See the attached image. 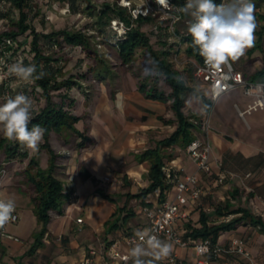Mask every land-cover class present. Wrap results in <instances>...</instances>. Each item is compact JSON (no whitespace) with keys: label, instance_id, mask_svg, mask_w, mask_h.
<instances>
[{"label":"crops","instance_id":"0c3cea01","mask_svg":"<svg viewBox=\"0 0 264 264\" xmlns=\"http://www.w3.org/2000/svg\"><path fill=\"white\" fill-rule=\"evenodd\" d=\"M116 82L114 85L106 83L110 94L99 108L97 99L103 98L101 90L94 98L90 91L86 95L81 92L71 95L72 93L68 92H71V89L66 87L54 91L67 94L56 97V100L80 117L74 125L75 131L64 130L60 134L53 132L51 135V144L59 154L58 177L63 181L67 198L61 213L51 211L48 230L42 239L43 244L35 252L29 253L34 242V229L28 232L26 243L0 235V256H3L0 263L7 261L11 264H82L85 256L91 250H96L97 254L90 264H132L131 259L126 263L112 259L109 253L115 243L121 252L129 253L125 237L136 233L137 230H143L146 224L140 206L145 202L152 205L162 201L160 188L144 193L151 184V161L142 155L147 149L156 147L158 140L173 134L178 127V121H172L175 115L174 111L172 113L169 109L171 100L154 98L156 84L140 82L134 77ZM24 87L16 91L27 95ZM28 88L32 93L34 111L37 112L46 104V100L38 90L32 92L33 88ZM159 90L161 92L162 89ZM35 97L40 98L37 100ZM0 99L3 103L4 100L1 97ZM86 101H89V105L84 107L82 104ZM251 102V98H245L240 104L235 103V112L238 111L239 117L240 107L241 111H244ZM77 103L82 105L81 112L76 108ZM84 109L88 110L86 117ZM96 115L102 118L101 122ZM248 115L249 120L245 124L238 123L234 114L232 116L235 120L224 114L217 117L218 124L212 126L213 130L208 134L212 166L209 174L197 171L187 148L172 145L166 149L172 158L166 159L165 163L173 161L180 174L197 172L202 181L201 197L190 198L186 206L189 217L180 220L184 235L189 231L190 224L194 227L201 226V212L209 215V224H219L241 214L230 212L243 207L241 204H235L242 185L252 190L264 210V166L252 169L251 165L245 163V159L264 155V125L254 112ZM80 143L84 144L80 146ZM63 150H69L71 154L61 156ZM9 161L12 164L14 159ZM220 176H224L227 181L225 184L218 183ZM24 180L26 181L25 178ZM2 190L0 197L13 199L18 212L21 211L38 226L32 194H28L22 186L13 187L14 191ZM174 193V186L171 184L164 199L171 200ZM261 215L264 217V211ZM78 218H83V222L79 223ZM239 236L248 239V247L255 264H262L264 250H260L264 248V233L257 227L251 224L240 225L234 230L222 233L218 242L229 243L232 238ZM167 242L172 245V252L180 255L182 264H193L195 254L192 247L180 249L170 241ZM242 260L247 264L248 261L243 257L224 255L221 262L242 264ZM162 261H157L156 264Z\"/></svg>","mask_w":264,"mask_h":264},{"label":"rangeland","instance_id":"374dc122","mask_svg":"<svg viewBox=\"0 0 264 264\" xmlns=\"http://www.w3.org/2000/svg\"><path fill=\"white\" fill-rule=\"evenodd\" d=\"M28 1L30 7L27 9L29 14L27 24L30 25V27H33L37 32L43 34H48L52 33L53 31H60L63 29L86 33L89 36L92 51L99 53L97 59L95 58L94 54L88 53L81 46L72 47L65 43L62 45L58 44L54 50L48 53L49 55L53 54L54 56L61 58V74H59L60 76L58 79L60 81L63 79H72L74 81L71 92L68 91L69 94L72 93L71 95H76L78 92H81L85 93L86 95L90 91V94L94 98L98 94V91L101 90L103 98L102 100L99 99L100 101L97 99V106L99 108L102 107V104L107 101L109 97L110 88L107 85L108 83L110 84L113 81L111 85H114L117 83L116 80L127 81L129 77H134L140 82L150 83L151 85L158 84V89H162L161 92L165 93L166 95H170V87L167 84L165 77L159 73V69L156 67L150 52L147 49H138L132 62L127 65L122 63V60L119 56L120 46L117 45L119 44L120 40L128 37V34L131 30L138 26L137 20L140 16L143 18L151 16L155 19L153 21H146L141 24V29L150 35L154 48L160 50L162 47H167L170 48L171 51H174V54L172 56L170 55L169 57L171 62L174 64V68L182 73V77L189 84L195 85L200 89V91L202 90L201 82L196 79L192 73V57L189 56L185 51L186 44L182 40L180 42L175 39V36L168 37L167 43L165 42L166 44H164L163 41L165 40L162 39V41H158L159 37L154 36V32H156L158 26H161L162 29H165L167 26L170 27V25H173V23V28L170 27L168 30L170 34L173 35L175 25H177L176 23H180L182 31L181 33L188 32V20L182 18L179 21L174 22L172 16L170 17L167 15L168 12L165 9L156 8L154 5L156 0H90L88 3L86 0H78V4H80V11L77 12H74L71 9L68 0ZM252 2L255 4V11H257V14L264 15V2L259 0H252ZM89 4L92 5V7H88ZM111 8L114 12L109 11L110 15L112 16L111 20L107 21V19L104 18L106 22V26L104 28H101L99 25H97L96 18L92 17L89 13L91 9L99 14L102 10H111ZM141 9L144 11L143 14L140 13ZM10 13L11 12H9V17H11V19H14L15 21L19 20V10H14L12 14ZM121 13L132 15V20L136 21H132L130 25H128V23L120 17L119 14ZM145 13H147L146 16H144ZM139 14L140 16L135 19L136 15ZM9 28L10 26L8 22H3L0 26V33L7 31ZM262 29L263 39L261 41V46H258L260 40V31ZM24 36L21 38H24ZM254 37V46L247 49L245 54L238 61L232 63L236 69L241 70L244 73L246 78L250 80L264 81V76L259 77L256 75L259 70L264 68V20L260 17L257 20V28L255 30ZM30 48L31 47L29 44H24L20 49H26L25 52H27V50H30ZM100 73L103 74L102 76H104V78L99 77ZM54 93L55 99L56 97L63 95L62 92H60V94H58L59 92ZM203 93L206 97H209L206 92ZM92 97L90 98L93 100ZM245 98L247 99L251 97L245 94L244 88H236L228 93L223 94L216 101H212V107L207 113L205 111L203 102L196 97L190 96L185 106V113L190 117V121L198 126L194 128V134L197 136V138L206 141L209 140V131L213 130L211 129L212 126L218 124L216 119L218 116H220V114L229 115L231 116L232 120L236 119V121H239L238 123H248L249 113L245 114V116L241 115L239 117L238 111L235 112V103L237 102L240 104V102H242ZM69 99H73V97H69ZM0 103H2L1 99ZM76 105V108H79L81 112L82 105L84 107L88 106L89 101H86V103H83L82 105H79L78 103ZM171 105L172 103L169 102L170 110H172ZM248 107L249 105L247 106V109ZM96 108L97 107L95 105V111L97 110ZM239 110H242V108L240 107ZM83 111L86 117L88 110L84 109ZM252 112L258 116V119L264 125V107ZM233 114L236 115L235 119L232 116ZM96 118L101 122L102 118H100L99 115H96ZM243 118L247 121H245ZM172 121L177 122L176 115L175 119H172ZM205 124L208 127H206ZM3 138V133L0 132V140ZM165 152L169 153V150H165ZM60 154L61 156H69L71 152L69 150H63ZM32 155L39 160L43 167L48 165L49 155L47 151L41 149L40 146L38 151H30L28 157L12 158L14 159L12 164L10 163L11 161L6 158L4 150L0 148V190L4 189L7 191H14L13 187L22 186L23 189L28 192V194H32L30 183H27V181L24 180V178L26 179V176L24 175V167L27 165L28 159ZM57 161H59V158ZM245 175L246 174H244V176ZM246 180L247 178H245V181ZM226 182L227 181H225L223 184ZM255 199L257 198L254 196L252 190L242 185L235 204H241L243 207L250 209V211L256 216L264 218L261 215L262 211H264L261 209V202L259 199ZM18 214L19 221L16 223L7 224L5 226V230L9 233L19 236L21 240L25 242L28 232L33 229L35 232H37L40 229V226H37L36 222L33 224L32 220L26 217L21 211L18 212ZM263 250L264 248H261L260 251ZM1 251L2 247H0V252ZM2 257L3 256H0V259H2ZM241 262L242 264H245L243 260ZM262 262V264H264V260H262Z\"/></svg>","mask_w":264,"mask_h":264},{"label":"trees","instance_id":"16d2710c","mask_svg":"<svg viewBox=\"0 0 264 264\" xmlns=\"http://www.w3.org/2000/svg\"><path fill=\"white\" fill-rule=\"evenodd\" d=\"M68 1L74 12L80 11V4H78V0ZM224 1L225 0H215V3L221 4ZM259 1L264 2V0ZM86 2L88 3L90 0H86ZM1 3H4L5 6L4 10L0 11V15L3 21L7 20L10 28L7 31L0 33V43L6 42L7 39L11 40L10 45H8V49L13 50L14 54L17 53L22 45L29 44L31 47L30 50L25 52L26 49H24L22 52L24 55L22 59L24 64H35L37 66L38 73L40 71L44 72L43 78L37 80L30 86L33 88L32 92L39 88L38 92L46 100V104L37 112H33L34 118L29 127H31L32 124H39L41 127L46 129L40 148L46 150L49 155L48 165L46 167H42L39 160L35 156H32L24 169L26 181L27 183H30V188L33 192L31 197L34 203V213L36 215L38 225L40 226V229L34 233V242L29 249V253H33L43 244L42 239L48 230V225L51 220V211H58L61 213L62 206L67 198L63 181L58 177L57 159L59 158V154L55 151L51 144V135L53 132L60 134L64 130L75 131L74 125L80 120L78 115L74 114L69 109H66L62 103L58 102L54 98V91L60 90L62 87H66V89L70 90L74 85V81L72 79H63L61 81L58 79L60 76L59 74H61V58L56 57L53 54L49 55L48 53L54 50L58 44L62 45L63 43L72 47L81 46L88 53L94 54L95 58L99 56V53L92 51L90 39L86 33L63 29L43 34L37 32L33 27H30V25L27 24L29 19L27 9L30 7L28 0H0V4ZM185 3L186 0H173V13L180 16L181 19L184 18L191 21L193 18L190 15H185L178 10L180 7L184 6ZM88 7H92V5L89 4ZM14 10H19L20 18L17 21L9 17V12L12 14ZM109 11H112V8L111 10L104 9L99 14L91 9L89 13L92 17L96 18L97 25L104 28L106 26L105 19L109 21L112 17ZM122 14L123 13L119 14L120 17L126 21L128 25H130L133 21L131 18L132 15H126L125 13L123 15ZM255 16L256 21L259 17L264 20V15H258L257 11H255ZM153 20L155 19L151 16L144 18L140 16L137 20L138 26L129 32L127 38L120 40L118 46H120L119 56L122 63L126 65L132 62L138 49H147L150 52L153 62L159 69V73L165 77L167 84L171 88L170 95H166L165 93L160 92L157 85H155L153 96L157 99L165 98L166 100L172 101L171 108L176 115L178 127L173 134L169 137L158 140L156 147L147 149L142 155L143 158L151 161V184L144 193L160 188L161 200H165V192L171 187V184L166 182L163 176L162 167L165 164L166 159L172 158V155L166 153L165 150L172 145L187 148L192 141L197 139V136L194 134V128L198 126L190 121V117L185 113L187 100L190 96L201 99L204 106L207 105V108L204 107L207 113L212 107L213 100L210 97H206L203 91H200L198 87L189 84L182 77V73L174 68L173 62L169 59L170 55L172 56L174 54V51H171L170 48L167 47H162L160 50L154 48L150 35L141 29L142 23ZM135 21L136 20H134V22ZM176 24L177 25H175L173 35L168 32V26L165 29L158 26L156 32H154V36L159 37L158 41H162V39L165 40L163 42L166 44L168 37L180 36L182 34L180 23ZM25 34L27 35L24 36ZM22 36H24V38H21ZM181 37L182 41L187 43L185 50L186 53L195 60L202 61L203 57L199 55L198 49L193 47L191 35L187 32L186 35L184 34ZM262 39L263 29L260 31L258 46H261ZM192 73L194 75V70H192ZM102 75L103 74L100 73L99 77L104 78ZM256 75L259 77L264 76V68L259 70ZM3 88L4 86L0 85V97L3 94ZM24 88L27 95L32 97V93L28 90V86H25ZM11 92L12 96H14L17 91L13 92L11 87ZM66 95L67 94H63L62 96ZM39 98L35 97L37 100ZM83 144L84 143H80V146ZM0 148L4 150L5 156L8 159L15 157L23 158L28 157L29 155L28 149L22 147L19 143L9 141L6 138L0 140ZM245 163L251 165L252 169L262 167L264 166V155L260 154L258 156L245 159ZM146 204V202L143 203V205ZM230 213L241 214L235 215L229 220L222 221L219 224H209V215L206 212H201V226L194 227L190 224L189 231L185 236L197 240L210 238L214 243H217L218 238L222 233L234 230L240 225L248 224L257 227L264 233L263 218L255 216L250 209L240 207Z\"/></svg>","mask_w":264,"mask_h":264},{"label":"clouds","instance_id":"9594fccd","mask_svg":"<svg viewBox=\"0 0 264 264\" xmlns=\"http://www.w3.org/2000/svg\"><path fill=\"white\" fill-rule=\"evenodd\" d=\"M167 2L164 0L166 6ZM178 10L193 18L187 31L192 37L193 47L198 49L210 69L230 67V62L238 61L247 49L254 46L257 21L252 0H225L221 4L215 3V0H186ZM43 76L44 72L38 73L35 64L25 65L23 60L18 59L7 65V70L0 74V81L14 78L11 87L16 92L22 86L33 85ZM227 79L224 77V80ZM230 87L221 83L213 98ZM204 107L207 108V105ZM33 111V99L22 91L14 96L5 95L4 102L0 103V132L7 140L35 152L39 150L46 129L39 124L29 127L34 118ZM15 210L13 199H0V229L15 219ZM135 236L136 240L126 257L131 259L132 264H156L172 253V245L161 240L150 228L137 230Z\"/></svg>","mask_w":264,"mask_h":264},{"label":"built area","instance_id":"2783aa9c","mask_svg":"<svg viewBox=\"0 0 264 264\" xmlns=\"http://www.w3.org/2000/svg\"><path fill=\"white\" fill-rule=\"evenodd\" d=\"M154 5L157 9H165L168 12L167 15L170 17L172 16L174 22L181 19L180 16L173 13V0H168L167 6L165 5L164 0H159V2L156 0ZM4 6V3L0 4V11L4 10ZM140 13H144L143 9H141ZM146 15L147 13L144 14V16ZM139 16L140 14L136 15L135 19ZM3 22L4 21L0 15V26ZM173 26L174 23L173 25H170L171 28H173ZM186 33H182L180 36H175V39L181 42V36L184 34L186 35ZM10 43L11 40L9 39H7L6 42L0 43V74L7 70L8 64L17 61L18 59L22 60L24 56L22 53L24 49H19L16 54H14L13 50L8 49V45H10ZM185 44L187 46V43ZM192 63L194 77L201 82L203 92H206V94L213 101H216L220 96L230 92L231 90L244 88L245 94L251 97L252 103L249 104L248 109L244 111L239 110L240 115L245 116L247 113H251L252 111L264 107V81L250 80L246 78L244 73L241 70L236 69L232 62H230V67L222 66L218 70L210 69L207 65H205L204 59L202 61H197L192 58ZM224 77H228V79L224 80ZM13 81L14 79L12 77L0 81V85L4 86L3 94L1 96L3 100L5 95H12L11 85L13 84ZM221 83H226L231 87L221 92L219 96H215V98H213L216 88ZM36 90H39V88ZM206 127L208 126L206 125ZM187 152L195 163L197 171H201L206 174L211 172V143L209 140L206 141L200 138L195 139L187 147ZM162 172L165 180L174 186L175 193L171 200H162L152 205L147 203L146 205L140 206V209L146 218L145 228L152 229L161 240L170 241L180 249L192 247L195 254L193 264H224L221 262L224 255L240 256L248 261L247 264H255L252 252L248 247V239L244 236L234 237L231 241H229V243H214L210 238H202L198 240L187 239L181 229L180 220L187 219L189 217L186 206L188 205L190 198L198 199L201 197L203 193L201 178L197 172H184L183 174H180V171L176 169L173 161L165 163L162 167ZM217 181L219 184H223L225 182L224 176H220ZM0 199L4 198L0 197ZM13 215L15 219L10 221L8 224L19 221L17 207ZM77 221L81 223L83 222V218H78ZM0 235L14 241L21 240L16 235L7 232L5 227L0 229ZM134 240H136L135 233L129 234L125 237L124 241L129 249L133 246ZM116 246L117 243H115L113 248L110 250L109 254L111 258L119 259L122 263L128 262L130 259H126V257L129 256V253L121 252ZM96 254V250H91L89 254L85 256L82 264H90ZM0 264L11 263L4 261ZM160 264H182V259L177 252L173 251L170 256L164 259Z\"/></svg>","mask_w":264,"mask_h":264}]
</instances>
